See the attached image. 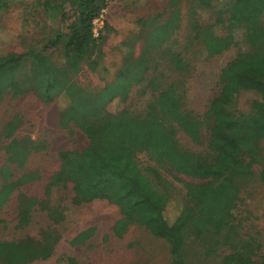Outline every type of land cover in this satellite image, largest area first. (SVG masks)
I'll use <instances>...</instances> for the list:
<instances>
[{
	"label": "trees",
	"instance_id": "16d2710c",
	"mask_svg": "<svg viewBox=\"0 0 264 264\" xmlns=\"http://www.w3.org/2000/svg\"><path fill=\"white\" fill-rule=\"evenodd\" d=\"M15 1L20 0H0V11ZM196 1L204 7H211L213 2ZM67 5L74 19L67 25L66 33L57 30L54 38L32 53L0 58V99L6 91L14 96L31 91L48 104L65 95L68 101L60 111L59 126L70 131L75 126L83 132H93L87 136L84 149L59 152V169L50 176L43 199L17 195V227L26 226L34 210L45 212L53 225L62 222L63 207L55 202L61 197L54 199L51 194L70 186L74 205L104 200L119 209L121 217L113 227L117 236H122L130 226H138L163 240L171 264H187L184 248L188 240L202 244L206 254L215 253L219 245H229L230 253L219 264H255L253 258L259 245H253L252 240L232 241L238 234L234 211L239 194L245 183L254 178L252 164L258 142L264 138V0H229L226 28L243 30L248 51L238 53L219 74L220 91L209 101L202 116L211 122L203 155L183 150L175 139L173 124L192 143L201 144L203 126L197 114L183 109V92L176 84L159 88L143 114H132L125 109L116 114L105 111L115 98L126 100L132 85L141 81L145 73L144 57L128 62L112 82L96 93L83 90L67 78L68 73L78 71L76 66L80 63H86L90 70L97 68L101 37H94L93 22L106 7V0L40 2L46 18L59 25L69 18L64 10ZM172 5L169 19L150 31V45L160 47L176 30L180 12L176 0ZM194 36L210 57L220 55L233 44L230 33L217 37L210 29L197 28ZM57 46L61 48L62 65L45 55L46 50ZM161 52L168 57L171 68L179 73L188 72L187 61L181 53L170 48ZM241 92H253L256 98L249 111L233 112L230 105ZM4 134L5 128L0 141ZM41 148L30 138L21 137L10 140L2 150L13 164L23 169L29 155ZM138 154H145L154 164L140 165ZM162 171L182 183L184 201L173 218L165 215L174 194L172 184L163 177ZM0 175V208L14 190L38 178L34 172L12 180L8 167L1 168ZM179 175L201 182L182 181ZM258 178L264 183V171ZM91 232L88 229L79 233L72 242H83ZM59 240L57 230L47 228L39 239L25 236L0 241V264L45 260ZM64 264L78 263L69 257Z\"/></svg>",
	"mask_w": 264,
	"mask_h": 264
},
{
	"label": "rangeland",
	"instance_id": "374dc122",
	"mask_svg": "<svg viewBox=\"0 0 264 264\" xmlns=\"http://www.w3.org/2000/svg\"><path fill=\"white\" fill-rule=\"evenodd\" d=\"M172 1L106 0V7L93 22L96 37H101L98 66L90 70L86 63H80L76 66L78 71L75 74L68 73L67 78L83 90L96 93L112 82L128 62L144 57L146 65L143 66L145 73L141 81L132 85L126 100L115 98L105 107V111L116 114L125 109L132 114H143L147 104L157 96L159 88L173 83L183 92V109L202 119L209 101L220 91V72L238 53L247 52L248 46L242 29L226 28L229 0H213L211 7H204L196 0H176L180 12L176 30L160 47L150 45V31L169 19L174 9ZM40 2L42 0L15 1L0 11V58L32 53L41 49L47 40L54 38L57 30L67 32V25L74 19L70 7L67 5L64 8L69 18L59 25L46 18ZM197 28L210 29L217 37H225L230 33L233 44L220 55L210 57L195 39ZM165 48L181 53L188 64L187 73H179L171 68L168 57L161 52ZM45 55L62 65L60 46L46 50ZM255 98L253 92H241L234 97L230 110L245 113ZM67 101L65 95H60L46 104L31 91L16 96L6 91L0 99V134L4 128L6 131L0 141V169L8 167L13 174L12 180L24 173L35 172L38 176L36 180L14 190L8 201L1 206L0 241L17 240L25 236L39 239L43 230L52 228L60 234L53 253L45 260L29 264H64L69 257L78 264H171L163 240L153 237L138 226H130L122 236H117L113 227L121 217L119 209L104 200L74 205L71 202L73 193L70 186L51 194L54 199L61 197V200L56 199L55 202L63 207L62 222L53 225L45 212L34 210L28 224L17 227V195L43 199L50 176L59 169V152L84 149L88 143L87 136L93 133L91 130L83 132L75 126H71L72 131L59 126V114ZM202 120L201 144L192 143L184 132L172 125L177 144L183 150L202 155L205 152L211 122ZM21 137H28L42 146L40 151L29 155L23 169L13 164L2 150L10 140ZM137 161L142 166L154 164L145 154H138ZM252 170L254 178L242 187L234 211L238 234L232 242L236 243L239 239L243 242L252 240L253 245H259L253 261L261 264L264 256V183L258 176L264 171V138L258 142ZM162 175L172 184L171 193L174 196L165 215L173 218L184 201L182 183L173 180L166 172L162 171ZM179 178L191 183L201 182L183 175H179ZM88 229H92V232L86 240L78 244L72 242L79 233ZM205 250L199 242L188 240L184 248L186 263L219 264L231 248L229 245H219L213 254H206Z\"/></svg>",
	"mask_w": 264,
	"mask_h": 264
},
{
	"label": "built area",
	"instance_id": "2783aa9c",
	"mask_svg": "<svg viewBox=\"0 0 264 264\" xmlns=\"http://www.w3.org/2000/svg\"><path fill=\"white\" fill-rule=\"evenodd\" d=\"M96 19H98V18H96ZM95 22V21H94ZM93 35H94V37H96L97 36V31H96V29L95 28H93Z\"/></svg>",
	"mask_w": 264,
	"mask_h": 264
}]
</instances>
